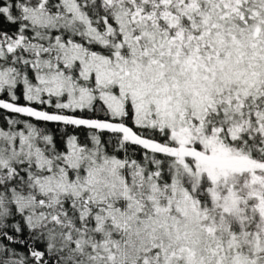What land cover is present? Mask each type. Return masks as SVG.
I'll return each instance as SVG.
<instances>
[{
	"label": "snow or ice",
	"instance_id": "6c2138e0",
	"mask_svg": "<svg viewBox=\"0 0 264 264\" xmlns=\"http://www.w3.org/2000/svg\"><path fill=\"white\" fill-rule=\"evenodd\" d=\"M0 264H264V0H0Z\"/></svg>",
	"mask_w": 264,
	"mask_h": 264
}]
</instances>
